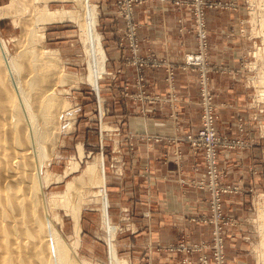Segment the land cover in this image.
<instances>
[{"label": "rangeland", "instance_id": "rangeland-1", "mask_svg": "<svg viewBox=\"0 0 264 264\" xmlns=\"http://www.w3.org/2000/svg\"><path fill=\"white\" fill-rule=\"evenodd\" d=\"M10 1L0 0V6ZM20 1H16L12 10ZM45 2H48L51 8L69 7L77 10L78 13H83L81 6L71 0H41L39 5ZM90 2L97 6L99 12L97 30L102 35L106 50V33L102 28L105 16L99 0H90ZM141 2L142 0H116L115 11L124 18L125 22L130 23L124 33L129 39L133 54L128 58L124 57L127 60L123 64L135 66L136 75H126V71L112 69L106 50L108 71L103 78H100V94L86 78L89 66L81 21L66 19L35 23L32 26L34 32L40 34L43 30L46 36L41 38L36 35L32 43L27 39L26 28L35 21L34 13L29 16H27L29 13L25 16L14 13L0 19V31L11 55L20 58L23 79L29 74L27 61L31 55L27 56L22 52L32 48L36 53L43 52L45 48L51 50L42 53L41 61L34 65L35 73H41L39 77L48 74L38 86L43 91L48 85L54 90L56 101L52 104V112L56 113V122H59L56 123L55 128L56 141L54 140L53 149L50 151L48 165L45 166L46 173L49 172L48 175L52 177L46 187L47 194L62 192L68 181L83 173L89 161L99 157L104 158L107 182L105 187L107 186L110 199L109 213L112 215V221L117 225L113 241L117 244L119 256L128 260L127 264H152L149 261L150 253L148 250L142 252V246L146 244L144 241L148 238L150 230L159 231V221L152 217L151 212H158L161 204H165V197L163 200L159 199L162 191L159 187L166 176L164 173H142L136 168L133 171L134 159L137 157L136 152L140 143L132 141L134 132L131 130V122L134 118L145 115L157 118L159 115L168 114L177 119L179 110L176 104L181 97L176 90L177 71L180 66L166 65V61L155 54L143 55L139 52L138 24L131 22V19L136 4ZM175 2L187 9L185 17L193 21L197 45L194 50L185 53L182 67L190 68L196 73L201 108L200 125L197 130L177 138L185 139L192 153L201 156V162L195 165V169L201 172L200 177L191 179V175H185L178 177V180L185 186H193L205 191L207 198L200 200L194 211L191 209L189 212V209H186L187 216L190 217L182 221L180 227L185 229L177 238L178 241L173 240L167 245L148 243L154 250L166 249L167 246L168 252H185L186 257L198 253V264H203L202 256L208 257L207 264H229V246L231 257L234 255V249L237 252L241 250L249 264H264L257 250L262 236L258 220V200H260L259 195L264 193V96L260 95V89L264 88V81H260L261 75L264 74V32L261 29V16L252 13L253 6L257 3L255 0H176ZM211 11L215 13V20H225L228 23L225 35L216 36L222 39L216 48L212 44L210 30L214 33L217 31L210 29L208 25ZM182 30L184 32L187 30L185 24H182ZM221 53L226 55L227 61L224 64L214 63V55ZM39 62L51 65L42 64L43 67ZM148 67L166 68L164 92L151 90V83L146 74ZM47 68L51 69L48 71ZM223 72L226 77L222 76ZM65 73L67 78L62 80ZM213 79L217 84L226 81L229 86H223V90L227 89L222 92L213 85ZM223 100L229 101V105L223 103ZM166 102L170 105L167 109L161 107L162 109L158 110L150 107V104ZM4 103L5 99L0 102V106ZM69 124L71 127L68 126ZM148 136L149 134L145 135L146 140H149ZM154 139L158 141L160 138L158 136ZM171 140L173 144L176 142ZM49 146L51 148V144ZM175 153L178 156L170 162L181 165L182 152L179 149ZM72 160L79 163V167L77 170L68 171ZM138 166L139 164L136 163L135 167ZM96 175L100 176V172ZM59 176L61 178H58ZM77 185L84 189L86 182L79 180ZM94 185L96 184H91V188ZM150 186L152 188H149ZM149 199H153L152 204L145 205ZM60 210L64 216L65 232L70 235L73 233V219L65 213L64 208ZM102 214L100 202H91L82 208L80 221L82 230L78 251L88 264H112L109 240H107L110 236L106 232L105 225L103 226ZM186 228L199 230L203 236L208 237H197L190 231L187 235ZM220 245L221 253L218 251ZM143 260L146 262L143 263Z\"/></svg>", "mask_w": 264, "mask_h": 264}, {"label": "bare ground", "instance_id": "bare-ground-1", "mask_svg": "<svg viewBox=\"0 0 264 264\" xmlns=\"http://www.w3.org/2000/svg\"><path fill=\"white\" fill-rule=\"evenodd\" d=\"M16 1L11 0L9 3L0 6V19L7 18L14 13L24 14L23 16L27 13H29L27 16L34 13L35 21L26 28L28 29L27 39H29V42H32L36 35L41 38L46 36L43 30L40 34L34 32L32 26L35 23H49L66 19L81 21L89 66V73L86 78L93 85L96 92L100 94L99 82L100 78H103L108 71V56L103 46L102 35L97 30L99 12L96 4L90 2V0H71L81 6L83 13H78L77 10L69 7L51 8L47 4L48 2L39 5L41 0H21L23 2L20 1L18 6L12 10V6L16 5ZM255 2L259 8H257V5L253 6L252 13H255V16H261V29L264 32V0H255ZM48 52H51V50L46 48L43 49V52L39 51V53H36L34 48L22 52L27 56L31 55V57H28L29 61H27L29 74L23 79L20 58L11 55L9 46L0 31V102L5 99L4 105L0 106V264H88L81 257L78 245L81 240L82 208L91 202L102 204L103 226L105 225L106 232L110 236L107 240H109L112 264H127L129 263L128 260L126 261V259L119 256L117 244L113 241L117 225L114 224L111 218L112 215L109 213L110 199L107 186L105 187L107 182L104 158L99 157L89 161L83 173L68 181L65 190L62 192L52 195L47 194L46 187L52 177L48 175L49 172L46 173L45 166L49 161L50 151L53 149L52 146H54V140L56 139V123L59 122H56V113L52 112V104L56 101L54 90L49 88V85L44 91L38 86L39 82L44 80V77L48 74L39 77L38 75L41 73H35L34 65L41 61L42 53ZM42 56L44 58V54ZM42 64L40 63V66ZM47 64L51 65L46 63L44 66ZM66 78L67 73H65L62 80H66ZM260 81H264V74L261 75ZM39 89L40 92H38ZM39 95H41L40 99ZM260 95L261 97L264 96V88L260 89ZM78 167L79 163L72 160L68 171L77 170ZM97 172H100V176L96 175ZM58 178H61V176ZM79 180L86 182L84 189L82 186L77 185ZM91 184H96L94 185L96 189L91 188ZM259 199L258 220L262 236L257 250L261 259H263L262 262H264V193L259 195ZM60 208H64L65 213L73 219V233L70 235L65 232L64 216Z\"/></svg>", "mask_w": 264, "mask_h": 264}, {"label": "crops", "instance_id": "crops-1", "mask_svg": "<svg viewBox=\"0 0 264 264\" xmlns=\"http://www.w3.org/2000/svg\"><path fill=\"white\" fill-rule=\"evenodd\" d=\"M175 1L142 0L141 3L136 4L131 19V22L138 24L137 42L140 45V54H155L160 59L163 58L166 61V65L174 64L176 67L180 66L177 71L176 86V90L181 96L176 104V108L179 110L177 119L168 116V114L166 116L159 115L157 118L145 115L146 119L139 117L134 118L131 122V130L134 132L132 134V141L140 143L136 152L137 157L134 159L133 171L136 168L137 171L141 170L142 173L166 174L165 181L160 182L159 187L162 189L159 199L163 200L165 197V204H161L162 206L158 212H151L152 217L159 221V231L154 232L150 230L148 238L144 241L146 244L142 246V252L148 250L150 253L151 257L149 261L152 264L197 263L198 255L196 253L186 257L185 252L173 253L167 252L168 250L166 249L154 250L148 242L167 245L173 240H177L183 229H185L180 227L182 221L190 217L187 216L188 212H186V209H189V212H191V209L194 211L195 206L200 203V200L207 198L206 193H204L205 191H200L193 186H185L178 180V177L185 175H191V179L200 177L201 172L195 169V165L201 162V156L192 153L185 139L178 140L177 138H181L187 132L197 130L200 125L201 108L196 73L190 68L182 67L185 53L194 50L197 45L193 21L191 18L185 17L187 9L181 5H177ZM99 5L105 16L102 28L106 33L105 46L109 54L110 67L115 70L121 69V71H126V75L133 74L135 76L136 67L123 64L133 54V49L129 45V39L126 38L124 33L129 28L130 23L128 21L125 22L124 18L115 12L117 6L116 0H99ZM182 24H185L187 28L185 32L182 30ZM227 24L225 20H215V13L209 12V28L216 29L217 31V33H214L210 30L214 48L218 47L216 45L222 40L216 38V36L221 37L225 35L228 29ZM236 25L237 23H235ZM226 61L227 57L224 53L214 55V63L224 64ZM165 73L166 68L164 67H148L146 74L151 83V90L164 92L166 87L164 80ZM222 76L226 77L225 72H223ZM213 85L222 92L227 89L223 90V86H229L226 81L225 83L220 81L217 84L214 79ZM222 102L229 105V101L223 100ZM168 105L169 103L166 102L163 104H150V107L161 110V107H164V109L169 108ZM146 134H149V140L145 139ZM158 136L160 139L155 141L154 138ZM171 139L176 140V142L173 144ZM179 149L182 152V164L176 165L170 161L176 159L175 157L178 155L175 152ZM136 163L139 164L138 167H135ZM149 188H152V186ZM148 201L145 205H151L153 199H149ZM189 231L197 237H208L207 235L203 236L199 230H188V228H186L185 234ZM228 248L229 264H249L247 258L241 253V250L237 252L234 249V255L231 257V247L229 246Z\"/></svg>", "mask_w": 264, "mask_h": 264}, {"label": "built area", "instance_id": "built-area-1", "mask_svg": "<svg viewBox=\"0 0 264 264\" xmlns=\"http://www.w3.org/2000/svg\"><path fill=\"white\" fill-rule=\"evenodd\" d=\"M218 249H219L218 251L221 253V251H222L221 245ZM220 261H221V259H220ZM207 262H208L207 256H202V263L207 264Z\"/></svg>", "mask_w": 264, "mask_h": 264}]
</instances>
